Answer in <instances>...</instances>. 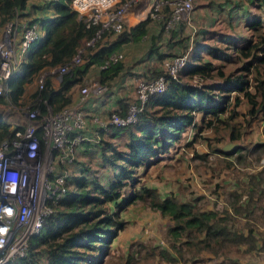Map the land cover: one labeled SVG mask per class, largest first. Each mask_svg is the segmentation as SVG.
Wrapping results in <instances>:
<instances>
[{
  "label": "trees",
  "instance_id": "16d2710c",
  "mask_svg": "<svg viewBox=\"0 0 264 264\" xmlns=\"http://www.w3.org/2000/svg\"><path fill=\"white\" fill-rule=\"evenodd\" d=\"M70 1L44 2L53 7L54 14L38 17L42 21L44 36L30 45L27 55L10 77V102L0 95V104L7 102L23 110L30 103L31 107H38L39 116L47 113L48 109L57 111L71 103L73 86L82 80L91 64L100 66V81L106 82L117 74L121 66L117 60L101 67L109 54L130 37L139 39L146 33L149 14L129 28L131 35L124 33L111 40H98L82 54L85 57L83 62L61 73H49L39 87L36 79L40 72L68 61L94 32V27L86 25L83 16L71 6ZM258 1L263 13L244 15V26L251 31L248 37L214 30L217 39L225 45L194 44V49L177 73L183 70L187 75H195L200 83H190L179 75L174 77L167 70L151 72L153 78L158 75L165 77L164 89L148 93L135 121L122 126L109 124L106 129L100 130V134H108V139L101 136L98 144L102 163L112 170L106 182H102L88 167H83V174L72 178L73 188L52 203V211L45 214L40 230L29 237L30 259H10L4 264H104L113 238L125 226L122 209L137 199L148 201L152 207L173 219L168 231L180 245L186 244L191 251V260L205 251L216 255L242 241L249 243L248 249L254 248L250 234L231 229L214 211L202 210L195 203L179 200L173 195L161 196L156 187L141 182L139 167H148L157 161L158 156L168 152L187 126L200 129L226 126L228 136L237 137L233 118L243 97L251 103L248 108L251 116L260 111L264 114V0ZM26 2L0 0V26L12 20ZM159 21L164 28L163 21ZM109 34L107 32L104 36ZM229 48L231 51H228ZM203 51L210 57H202ZM148 52L162 54L153 43ZM213 59L242 60L240 72L225 71L223 65ZM55 75L59 78L57 86L51 79ZM251 85L262 94L259 98ZM25 93L29 95L27 102L23 101ZM126 104L127 101L120 100L115 110L123 112ZM197 113L200 114L198 119ZM35 132L41 138L42 127L37 125ZM12 133L13 129L0 117V140ZM120 135L124 138L123 148L112 140ZM213 148L224 153L232 152L221 146ZM260 194L264 195V183ZM261 204L264 205V200ZM182 235L184 239H181ZM170 244L173 251H180V245ZM41 248L47 249L45 262L38 261V249ZM148 254L159 255L170 262L179 260L168 247L151 246ZM231 263L237 264L236 261Z\"/></svg>",
  "mask_w": 264,
  "mask_h": 264
},
{
  "label": "rangeland",
  "instance_id": "374dc122",
  "mask_svg": "<svg viewBox=\"0 0 264 264\" xmlns=\"http://www.w3.org/2000/svg\"><path fill=\"white\" fill-rule=\"evenodd\" d=\"M151 1L139 0L129 5L123 30L104 36L100 42L117 38L124 33L131 35L129 28L149 13ZM169 8L170 5H164L162 10L165 12ZM250 13H263L258 0H194L191 19L178 21L168 30L162 27L159 20L151 18L143 37H130L116 49L121 53L118 58L121 66L117 74L102 82L100 66L92 64L82 80L75 85V92L83 86H88L89 91L92 90L96 94H112L115 105L111 108L114 110L118 109L120 100L127 101L128 105L137 97L139 81L153 78L151 72L154 70H167L163 63L165 58L175 54L189 55L194 49V44L225 45L217 39L214 30L248 37L251 31L244 26V15ZM3 27L0 28V35ZM151 43L161 55L148 52ZM85 45L84 40L80 46L82 54L89 50ZM201 55L204 58L210 57L205 51ZM84 60L85 57L81 62ZM213 60L223 65L225 71L240 72L239 65L242 60ZM56 72L59 70L55 67L44 69L36 82L39 77L44 78L49 73ZM177 75L190 83H200L197 76L187 75L183 70ZM97 84L104 85L102 90L98 91ZM250 87L257 98L262 95L257 93L252 85ZM28 100L29 95L25 93L23 101ZM250 105V101L243 97L236 107L237 113L233 121L238 130L237 137L230 138L226 126L218 129H215V126L204 129L187 126L168 152L158 156L157 161L148 167H139V173L140 181L156 187L161 196L173 195L179 200L191 201L202 210L214 211L231 229L250 234L254 248L248 249L249 243L242 241L214 256H211L212 252L205 251L191 260V251L186 244L180 245L168 231L173 219L152 207L148 201L137 199L122 209L121 217L126 221L125 226L113 238L104 264H205L208 259L211 260L206 264H232V261L237 264H264V205L261 204L264 195L260 194L264 183V114L260 111L251 116L248 112ZM199 115L197 113V119ZM0 117L9 126L25 123L22 110L7 102L0 104ZM33 123L38 124L36 120ZM102 136L108 139V134ZM112 140L119 147H124V138L121 135ZM83 146L85 148L79 151L76 149L75 154L79 168H69L72 177L81 173L83 167H88L105 183L112 170L102 163L99 146L84 141ZM216 146L232 152L215 151L213 147ZM247 205L250 207L247 208ZM250 209L252 210L247 211ZM184 238L182 235L181 239ZM170 243L180 245V251H173ZM151 246L168 247L179 260L170 262L159 255H149ZM38 252V261L45 262L47 249L41 248Z\"/></svg>",
  "mask_w": 264,
  "mask_h": 264
},
{
  "label": "built area",
  "instance_id": "2783aa9c",
  "mask_svg": "<svg viewBox=\"0 0 264 264\" xmlns=\"http://www.w3.org/2000/svg\"><path fill=\"white\" fill-rule=\"evenodd\" d=\"M138 1L71 0V6L83 16L86 25L94 27L93 34L85 40V47L93 46L107 32L122 31L128 6ZM193 1L152 0L148 14L152 19L162 20L168 30L178 21L191 19ZM164 5H170L168 11L162 10ZM2 26L0 95L9 101V79L27 55L30 45L39 40L41 34L35 21L20 19L18 15ZM80 49L68 61L55 67L59 73L80 64L83 60ZM120 55L114 50L101 67L116 62ZM186 57L184 53L175 54L165 58L163 63L175 77ZM44 78L39 77V87ZM165 84L163 75L139 81L136 99L128 103L123 112L113 109L104 119L97 115L91 117L97 124L92 134L86 130L87 114L83 106L88 86L81 87L78 102L64 105L57 111L48 109L39 116L37 106L31 107L27 103L23 107L25 123L13 125L12 135L0 140V264L10 259H30L29 237L40 230L45 214L52 211V203L73 188L69 166L75 162L77 147L83 141L100 142V130L109 124L122 126L135 121L148 93L164 89ZM102 86H98V91ZM35 120L43 129L41 138L35 132Z\"/></svg>",
  "mask_w": 264,
  "mask_h": 264
},
{
  "label": "crops",
  "instance_id": "0c3cea01",
  "mask_svg": "<svg viewBox=\"0 0 264 264\" xmlns=\"http://www.w3.org/2000/svg\"><path fill=\"white\" fill-rule=\"evenodd\" d=\"M54 14V9L50 4L44 3L41 0H27L25 6L18 10V17L20 19H28L30 21H35L37 23V26L39 28V32L41 34V38L44 36V29L42 26V21L40 18L43 15H52ZM151 19V18H150ZM157 20V19H156ZM138 22V21H137ZM137 22H134L136 24ZM150 23V22H149ZM133 24V25H134ZM148 26V25H147ZM92 65V64H91ZM90 65V66H91ZM88 71V70H87ZM86 71V72H87ZM52 82L54 86H57L59 83V78L57 75L51 76ZM34 83V82H33ZM31 84V87L33 85ZM75 85L73 86L71 93H72V100L71 103L78 102V95L80 93V90L75 92L74 89ZM113 95H105V94H96L94 91H88L86 97L83 100V106L85 109L86 114L88 115L87 118V124H86V130L89 134L94 133L96 130L97 124L94 120H92L90 117L93 115H97L100 118H106L111 110H113L111 107H113L114 99ZM108 110V113L106 114V111ZM10 128L12 126H9ZM102 136V133H101ZM86 143H91L93 146L96 144L98 145L99 142H91V141H84ZM83 142L77 147V151L84 149ZM69 168H79V164L77 161L72 163ZM83 174V171L81 173ZM211 256H214L212 254ZM211 259H208L205 261V264L208 263Z\"/></svg>",
  "mask_w": 264,
  "mask_h": 264
}]
</instances>
